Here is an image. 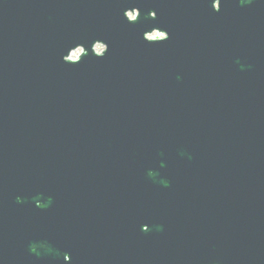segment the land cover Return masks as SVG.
<instances>
[{
    "label": "water",
    "instance_id": "1",
    "mask_svg": "<svg viewBox=\"0 0 264 264\" xmlns=\"http://www.w3.org/2000/svg\"><path fill=\"white\" fill-rule=\"evenodd\" d=\"M0 264H264V0H0Z\"/></svg>",
    "mask_w": 264,
    "mask_h": 264
},
{
    "label": "built area",
    "instance_id": "2",
    "mask_svg": "<svg viewBox=\"0 0 264 264\" xmlns=\"http://www.w3.org/2000/svg\"><path fill=\"white\" fill-rule=\"evenodd\" d=\"M98 46H100V45H97V46H96V51L100 53V52L103 50V48H102L101 46L98 48ZM79 49H80V48H79ZM79 49H77V50H75V51H73V52L71 53V56H70L71 59L75 60V59H77V58L79 57V55H80L81 52H82V51H81V52H79V53L76 55V52H78Z\"/></svg>",
    "mask_w": 264,
    "mask_h": 264
},
{
    "label": "rangeland",
    "instance_id": "3",
    "mask_svg": "<svg viewBox=\"0 0 264 264\" xmlns=\"http://www.w3.org/2000/svg\"><path fill=\"white\" fill-rule=\"evenodd\" d=\"M102 47V46H101ZM103 48V47H102ZM82 50L81 49H79V51L78 52H76V55L79 53V52H81Z\"/></svg>",
    "mask_w": 264,
    "mask_h": 264
},
{
    "label": "clouds",
    "instance_id": "4",
    "mask_svg": "<svg viewBox=\"0 0 264 264\" xmlns=\"http://www.w3.org/2000/svg\"><path fill=\"white\" fill-rule=\"evenodd\" d=\"M130 15H132L131 13H130ZM100 46H98V48H99Z\"/></svg>",
    "mask_w": 264,
    "mask_h": 264
}]
</instances>
